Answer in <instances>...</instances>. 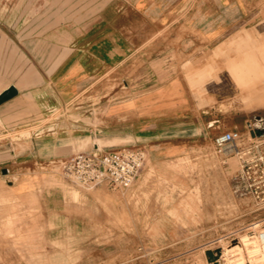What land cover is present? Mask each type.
Instances as JSON below:
<instances>
[{
    "label": "rangeland",
    "instance_id": "rangeland-1",
    "mask_svg": "<svg viewBox=\"0 0 264 264\" xmlns=\"http://www.w3.org/2000/svg\"><path fill=\"white\" fill-rule=\"evenodd\" d=\"M104 6L95 4L94 12H106ZM85 11L86 0H0V92L12 84L22 90L0 107V177L11 178L16 192L38 190L33 198L44 196L64 211L62 243L46 246L45 259L32 264H53L50 255L60 256L56 264H209L207 250H221L218 264H264L258 235L264 207L235 195L239 160L218 153L214 142L225 130L247 137L249 123L264 127V1L253 34L245 37L244 30L223 38L219 55L231 82L225 85L213 82V67L188 66L204 60L212 66L218 54L184 53L183 27L176 40L160 32L143 37L142 52L127 54L121 64L96 59L93 69L76 72L74 61L87 58L86 29L84 22L77 28L73 18L80 22ZM73 46L83 50L73 53ZM140 94L143 100L136 102ZM139 104L146 108L136 112ZM156 138L188 145L157 161L148 149ZM95 144L102 151L127 144L147 149L146 166L130 188L81 184L67 175L68 157L93 151ZM218 172L222 181L214 177ZM181 173L212 177L171 180V174ZM1 185L7 187L5 181ZM173 185L198 191L221 187L218 233L203 237L192 228L182 241L165 243L155 206L166 205ZM189 200H196L194 193ZM231 220L240 223L230 227ZM234 239L239 241L232 244Z\"/></svg>",
    "mask_w": 264,
    "mask_h": 264
},
{
    "label": "crops",
    "instance_id": "crops-1",
    "mask_svg": "<svg viewBox=\"0 0 264 264\" xmlns=\"http://www.w3.org/2000/svg\"><path fill=\"white\" fill-rule=\"evenodd\" d=\"M263 1L86 0L84 19L78 22L77 19L73 18V21H76L75 26L77 28L82 27V22L85 24L86 44L84 51L87 53V58L84 61H74L73 70L88 72L95 67L94 60L96 59L101 60L102 63L116 61L121 64L126 61L127 54L142 52L143 37L164 35L169 40H176L179 38V32L183 27L187 29L185 30L187 32L180 38L179 42L184 53L218 54L214 57L212 66L206 64L205 60L203 62L198 61V64L192 66L188 64V66L197 69L213 67L215 69L213 82L219 85L230 84L229 78L224 76L222 71L223 68H228L226 60L219 55L222 51V42L226 37L238 32L243 35L244 30L246 31L245 37L248 36V32L253 34V23L261 14L260 6L263 5ZM99 2L105 4L104 8L107 6L106 12H94V6ZM115 4L118 6L117 9L111 7ZM119 6L122 7L121 10ZM6 17L9 18L8 15ZM10 19H14V17L11 15ZM164 26L166 29L163 28ZM158 32L161 34L159 35ZM82 50L73 46V53ZM75 56L73 54V59ZM183 64L184 62L180 66L182 67ZM200 81L198 80V84ZM14 85L19 89L18 95L4 102L0 107L21 95V88L17 84ZM179 89L181 91V88ZM149 99L152 101V96ZM134 100L141 102L143 100L142 94L136 96ZM143 108H146L143 104L135 107L136 112ZM160 131L166 132L164 130L152 132ZM150 143L149 155L154 160L157 158V161L158 158L168 160L170 155L174 157L179 153V150L187 148V142L170 138H156ZM220 154L226 156L223 153ZM171 176L174 177L171 180H175V177L178 180L193 178L199 180L201 177L202 179L212 177L199 173L195 175L181 173L177 176L171 174ZM214 177L219 181L223 180L221 172L215 174ZM3 181L7 187L1 185ZM0 186H2L0 187V264H32L31 260L33 259L42 258L44 260L47 254L46 246L62 243L60 230L62 214L64 213L63 206L61 204H47L44 196L33 198L31 192L38 190L16 192L13 189L15 182L11 178L0 177ZM228 192L229 195L230 191ZM191 193H194L196 197L192 203L189 200ZM31 197L37 199L38 203L31 201ZM221 197L220 186L208 191L204 188L199 191L189 190L175 185L169 187L166 191V205L157 204L155 206L157 227L166 230L167 240L165 243L174 245L182 241L187 238L185 235L190 233L192 228H196L197 233H202L203 237L206 232L209 234L218 233L222 225V217L219 211ZM4 198L5 204L2 201ZM234 217L232 218L234 219ZM77 219L74 217V220L78 221ZM207 222L209 224L212 222L213 226L207 227ZM239 223L231 220L230 227H235ZM50 229H53L54 235L56 233L58 235L52 236ZM57 251H59L57 253H61L60 250ZM48 258L53 261V264L61 260L60 256L50 255Z\"/></svg>",
    "mask_w": 264,
    "mask_h": 264
},
{
    "label": "built area",
    "instance_id": "built-area-1",
    "mask_svg": "<svg viewBox=\"0 0 264 264\" xmlns=\"http://www.w3.org/2000/svg\"><path fill=\"white\" fill-rule=\"evenodd\" d=\"M255 127L249 123L248 136L237 129L225 130L215 139L218 153L236 156L240 167L233 176L236 196L264 207V135L252 136ZM148 151L137 145H122L108 150H93L68 157L65 170L73 180L86 185L107 183L126 190L140 177L146 166ZM264 237V224L258 233Z\"/></svg>",
    "mask_w": 264,
    "mask_h": 264
},
{
    "label": "water",
    "instance_id": "water-1",
    "mask_svg": "<svg viewBox=\"0 0 264 264\" xmlns=\"http://www.w3.org/2000/svg\"><path fill=\"white\" fill-rule=\"evenodd\" d=\"M19 93V89L16 85L12 84L10 86H8L7 88H5L2 92H0V105L3 104L4 102L14 98L15 96H17ZM252 136H263L264 135V127H255L252 131H251ZM111 147V146H109ZM94 149L95 150H101V146H99L98 144L94 145ZM84 152V151H81ZM79 153V152H77ZM8 169H4L3 172L7 173ZM239 240L238 239H234L232 240V244H236ZM207 257H208V261L209 264H218L219 262V258L221 255V250H207L206 251Z\"/></svg>",
    "mask_w": 264,
    "mask_h": 264
},
{
    "label": "bare ground",
    "instance_id": "bare-ground-1",
    "mask_svg": "<svg viewBox=\"0 0 264 264\" xmlns=\"http://www.w3.org/2000/svg\"><path fill=\"white\" fill-rule=\"evenodd\" d=\"M259 239H260L261 247H262L263 250H264V237L260 236ZM225 259L227 260V257H226ZM260 259H261V258H260ZM228 261H229V260H228Z\"/></svg>",
    "mask_w": 264,
    "mask_h": 264
}]
</instances>
